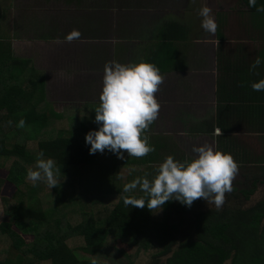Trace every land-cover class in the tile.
<instances>
[{
	"label": "trees",
	"instance_id": "16d2710c",
	"mask_svg": "<svg viewBox=\"0 0 264 264\" xmlns=\"http://www.w3.org/2000/svg\"><path fill=\"white\" fill-rule=\"evenodd\" d=\"M240 1L254 14L264 16V11L249 7L248 0ZM12 2L0 0V20ZM257 5L264 6V0H257ZM1 35L0 168L7 175L0 177V191L8 181L19 194L1 198L7 219L0 221V264H121L112 261L107 251L116 240L134 247L130 256L125 255L126 264H264V192L259 199L252 197H257V176L225 193L219 209L214 204L202 208L203 198L191 206L173 199L156 213L146 206L127 207L121 181H131V175H137L130 173L133 166L144 167L139 174H148L150 179L165 156L187 157L156 140L150 142L155 150L140 158L128 156L124 150L123 159L108 150L90 154L84 136L98 127L95 115L70 110L57 113L45 98L41 74L29 60L13 55L7 36ZM255 92L257 96L245 101L254 111L249 116L258 121L264 117V91ZM54 117L63 120L65 127L58 124L55 129ZM20 118L24 127L16 126ZM143 135L149 137L146 130ZM40 152L60 168L57 175L61 181L51 189L44 182L33 186L25 179L26 170L35 167ZM106 154L113 158L112 167L100 162ZM81 165L92 172L93 180L83 181ZM118 168H128L126 177L130 179L120 178ZM260 169L263 179L258 182L264 184V164ZM89 183L99 189L91 192ZM174 215L178 216L175 222ZM24 235L31 240L26 241ZM72 240H79L80 249L91 258L78 257ZM114 248L118 254L122 252Z\"/></svg>",
	"mask_w": 264,
	"mask_h": 264
},
{
	"label": "crops",
	"instance_id": "0c3cea01",
	"mask_svg": "<svg viewBox=\"0 0 264 264\" xmlns=\"http://www.w3.org/2000/svg\"><path fill=\"white\" fill-rule=\"evenodd\" d=\"M211 2L35 0L32 7H26L35 12V28L24 27L20 32L30 35L24 41L9 42L10 50L29 60L41 74L47 101L67 103L63 111L85 116L95 115L106 62L144 60L156 65L163 83L155 94L160 110L146 130L148 142L156 140L167 148L184 150L186 157L195 155L191 151L194 145L205 143L230 153L235 161H242L232 184L238 188L239 178L246 177L250 166L242 157L249 158L250 148L259 147L248 144L243 135L249 132L259 135L252 139L264 141V117L258 121L250 117L249 112L254 111L245 101L258 95L250 82L264 77V72L250 69L251 63L221 50L218 29L210 34L201 28L198 9ZM212 13L217 23L216 12ZM73 28L80 31L81 38L65 41V34ZM79 103L83 108L76 107ZM217 128L221 129L219 136Z\"/></svg>",
	"mask_w": 264,
	"mask_h": 264
},
{
	"label": "clouds",
	"instance_id": "9594fccd",
	"mask_svg": "<svg viewBox=\"0 0 264 264\" xmlns=\"http://www.w3.org/2000/svg\"><path fill=\"white\" fill-rule=\"evenodd\" d=\"M248 5L255 6L258 12L264 11V6L257 5V0H248ZM198 14L201 17V28L214 34L218 25L212 9L205 3L198 9ZM80 38V31L73 28L63 39L72 42ZM262 63L264 60L257 56L250 69L254 70ZM162 83L163 76L159 68L150 62H106L98 94L99 103L94 109V122L98 127L89 130L84 136L85 143L89 145V153L108 150L123 159L122 150L136 158L154 151V146L143 133L158 118L160 102L155 94ZM250 87L253 91H264V77L251 81ZM16 126L24 127V119L20 118ZM215 134L221 135V129H215ZM191 151L195 155L183 160H177L172 155L165 156L155 167L150 179L145 174L124 183L121 191L123 203L127 207L146 206L156 213L165 202L173 199L191 206L194 200L203 198L207 204H214L219 209L224 203L225 193L232 191L238 163L230 153L216 150L207 143L194 145ZM59 171L56 161L40 152L35 167L26 170L25 179L33 186L44 182L51 189L61 181L57 175ZM136 189H139L141 195H123Z\"/></svg>",
	"mask_w": 264,
	"mask_h": 264
},
{
	"label": "rangeland",
	"instance_id": "374dc122",
	"mask_svg": "<svg viewBox=\"0 0 264 264\" xmlns=\"http://www.w3.org/2000/svg\"><path fill=\"white\" fill-rule=\"evenodd\" d=\"M13 1H15L17 3V5H14L15 3L12 2L11 7L9 8V10L4 12L3 17L0 20V33L2 34L1 36H3L4 38L6 36H8V42H11V43L15 44V42L18 41L19 38L21 39V41H24L25 39L28 38L27 35L29 33L25 34L24 32H20V31H22L24 29V27L27 30H30V31L34 30V28H35L34 23L36 22L37 18L35 16V12L28 11L29 9H26V7H30V6L32 7V5L35 4V0H13ZM211 1H212L211 5H208V6L212 9V11H214V13L216 11H218L217 9H215V4L214 3H219L221 6L225 5L223 2L221 3V1H223V0H211ZM234 1H236V0H228V2H230V3L234 2ZM38 7L39 6H37L36 8H38ZM217 7H219V9H222L219 5H217ZM221 12H226L227 13V10H222ZM212 15H214V14L212 13ZM252 21H253V15L252 14L245 13V14H243L241 16L234 15V18L230 19L228 21L227 26L224 29L220 30L224 34L223 36L226 39H229V43H225V44L222 43V47H220L221 50L225 51L230 57H234L235 55L233 53H231V51H230V50L234 49V47L231 44L234 42V40L237 42V41H241V39H246V41L244 43V45H245L244 46V51L242 50V48H241V51L245 52L247 58L249 60H251V53L253 52V51H251V49L256 47L253 44V43H256V42H248L247 41L248 37H250V36L256 37L260 41V44H262V43L264 44V42H262L264 40V37H263L264 36V30H262V26L261 25H256L255 24V20L253 22ZM21 41H18V42H21ZM248 63H250V61H248ZM45 89H46V97L49 98L50 94H49V91H48L49 88L47 87V81L45 83ZM50 102L52 104V108L57 113L67 112V110H64V111L62 110V109L66 108V107L63 108V106L68 105L67 103L61 104V102H57V101L55 102L54 100H50ZM79 105L76 106V107L80 108V109L83 108V106H84V104H81V103H79ZM54 119L55 120H53L52 122L54 124L55 129L58 127V124H59L60 127H63V128L65 127V124H64L65 122L63 120H59L56 117H54ZM243 120H245V119L243 118ZM75 122H76V120L74 118L73 121L71 122V127L75 126ZM253 129L254 128H252L251 130L253 131ZM48 133L52 134L54 132H48ZM247 133H249V132H245V134L243 135V139L247 140L248 144H251V142L256 141L254 143L257 146H259L255 150H254L253 147H251L250 148L251 151H248L247 156H249V158L251 160L256 159L259 155L264 156L263 151L260 148V147L264 148V141H262L259 144V140H257L258 139L257 137H259V135L252 136V135L247 134ZM252 138H257V139H252ZM180 151L184 152V150H180ZM126 153H127L126 150H124V154H126ZM100 162L107 164L109 167H112L111 164L113 162V158H112L111 155L106 154L105 156L100 158ZM79 167H80L79 168L80 171H82L81 174L83 175V181L86 180V179L93 180L92 172H88L87 166L81 165ZM132 170H134V171H132V173L137 174V175H131V176H133V178H135L137 176H142L139 173H143L144 172V167H142L140 165H136V166L132 167ZM128 172H129L128 168H118V175L122 179H127V180L130 179V178L128 179L126 177ZM239 174H240V172H239ZM6 175H7L6 170L0 168V177L1 178H5ZM239 179H240V181L238 182L239 183L238 184L239 188L244 185V180L246 181V183H249V180H250V179H243L241 177ZM103 180H104V182L106 181L105 177L103 178ZM121 182L124 184V183L129 182V181L122 180ZM233 183H234V179L232 181V184ZM89 185H90V191L91 192H96L99 189L98 186H95L92 183H89ZM100 187H102V186H100ZM133 192H139V189L133 190ZM18 194L19 193L16 192L15 187L11 183H9L8 181L4 182V184H3L2 188H1V191H0V221H3L5 219H7L5 214H4V211H3L4 207H3V204H2L1 198L2 197H6V198L15 197ZM256 194H257V197L255 195H253L252 197L257 198V199L261 198V195L263 194V189L259 187L257 189V193ZM212 206L213 205H211V203L207 204V202H204L201 205L202 208H207V207H212ZM177 220H178V216H175V215L172 216V221L175 222ZM23 237L25 238L26 241H30L31 238H32L29 235H24ZM71 244H72L73 249H76L74 251H75V254L78 257H80L81 259H89V258H91L89 254L84 253L80 249V247H81L80 244L81 243L79 242V240H72ZM114 245L119 250H122V252L119 253V254L117 252H115ZM107 251H108L109 256H112V261L114 259L115 262H121V264H126L127 261H126L125 255L126 256H130L133 253V251H134V247L129 246V245L125 244V243H121V242L116 240L115 243L113 244L112 248L110 246H107ZM108 261L112 262L109 259H108Z\"/></svg>",
	"mask_w": 264,
	"mask_h": 264
},
{
	"label": "flooded vegetation",
	"instance_id": "af4514ba",
	"mask_svg": "<svg viewBox=\"0 0 264 264\" xmlns=\"http://www.w3.org/2000/svg\"><path fill=\"white\" fill-rule=\"evenodd\" d=\"M222 2L225 5L221 6L218 3L217 5H219L222 9H219V7H217L218 11H216L217 25H218L217 29H218V36H219L218 39L220 40L221 43H224V44L225 43H229V39H226L223 36L224 34L222 33V31H220V30L224 29L227 26L228 21L230 19H233L234 15L241 16V15H243L245 13L252 14L253 15V21L255 20V24L256 25H261L262 26V30H264V16L263 15H261V14L257 15L256 13L254 14L252 11H250V9L247 6H245L244 4H241L240 0H236V1L232 2L233 4L228 2V0L227 1L223 0V1H221V3ZM222 10H227V13L226 12H221ZM245 41H246V39H241V41H237V42L234 40V42L231 44L234 47V49L230 50L231 53L236 55V57H239L245 63H248V61H250V63L252 64L257 56L261 57L262 60H264V44L263 43L260 44V41L256 37H253V36L248 37V39H247L248 42H256V43H253L256 47L251 49V51H253V52L251 53V60H249L247 58L245 52L241 51V48L244 51V46H245L244 43H245ZM262 42H264V40ZM257 68L264 72V63H262ZM233 132H234V136H236L238 134L236 132V130H234ZM254 142H256V141L251 142V144L253 146H256V144ZM260 148L262 149L263 154H264V148L263 147H260ZM244 149H246V147ZM255 149H257V148H254V150ZM245 152H247V149H246ZM242 159L249 161L250 162V166H251V167L250 166L247 167L249 169H247V171H245L247 173V175H246V177H244V179H250L249 180V182H250L251 180H253V178H255V176H257L258 177L257 181H256V185L258 186L257 189L260 187V188L263 189V192H264V184H261V183L258 182L260 179H263L262 174H260L261 173L260 167H262V165L264 164V162H261V159H264V156L259 155L254 160H251L248 157H242ZM238 161H241V160H236L237 163H238ZM257 189H256V191H257Z\"/></svg>",
	"mask_w": 264,
	"mask_h": 264
}]
</instances>
